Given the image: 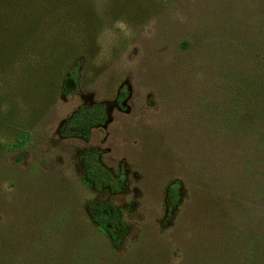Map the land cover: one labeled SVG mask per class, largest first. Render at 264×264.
<instances>
[{"label": "rangeland", "instance_id": "rangeland-1", "mask_svg": "<svg viewBox=\"0 0 264 264\" xmlns=\"http://www.w3.org/2000/svg\"><path fill=\"white\" fill-rule=\"evenodd\" d=\"M263 26L264 0H0V264H264V206L219 125ZM93 104L106 124L64 137ZM87 147L121 193L84 181ZM99 202L128 227L119 248Z\"/></svg>", "mask_w": 264, "mask_h": 264}, {"label": "trees", "instance_id": "trees-1", "mask_svg": "<svg viewBox=\"0 0 264 264\" xmlns=\"http://www.w3.org/2000/svg\"><path fill=\"white\" fill-rule=\"evenodd\" d=\"M256 33H261V37L258 34L251 35L252 47L246 51L245 60L241 66L234 65L230 72L233 81V108L229 112H222L219 125H227L232 134L239 136V142H243L242 148L239 145L235 147V151H243L238 153V156L242 155L245 167V174L242 176L251 175L249 184L254 187V198L260 196L261 205L264 206V26ZM107 118L104 105H82L62 127V135L89 141L92 130L104 126ZM81 164L84 181L95 190H109L113 194L123 191L124 175H115L102 163L98 148H85ZM238 164L242 166L241 163ZM170 200L169 210H172L180 201L179 183L170 186ZM89 214L97 228L111 239L113 247L119 248L128 233V227L112 204L92 203L89 205Z\"/></svg>", "mask_w": 264, "mask_h": 264}]
</instances>
